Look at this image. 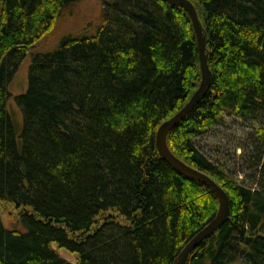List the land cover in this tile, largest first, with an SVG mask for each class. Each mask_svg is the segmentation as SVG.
<instances>
[{"label":"trees","instance_id":"1","mask_svg":"<svg viewBox=\"0 0 264 264\" xmlns=\"http://www.w3.org/2000/svg\"><path fill=\"white\" fill-rule=\"evenodd\" d=\"M82 1L0 0V202L18 210L23 228L7 229L0 217V264H174L218 210L208 188L156 149L158 127L201 81L182 7L103 1L97 22L33 53L27 90L15 97L19 134L7 110V86L26 55ZM190 2L212 81L166 143L220 186L229 214L186 264H264V0ZM225 115L254 124L252 174H233L198 146Z\"/></svg>","mask_w":264,"mask_h":264},{"label":"rangeland","instance_id":"2","mask_svg":"<svg viewBox=\"0 0 264 264\" xmlns=\"http://www.w3.org/2000/svg\"><path fill=\"white\" fill-rule=\"evenodd\" d=\"M103 1L109 0H85L82 1L75 9V17L70 21H60L57 23L54 30L40 39L34 48L26 55L16 72L13 74L11 81L7 86L9 99L6 107L13 120L16 134H19L23 125V117L20 108L18 107L15 97L25 93L28 87V72L32 61L33 53H43L51 50L56 44L58 38L67 31L85 27L88 23L98 21ZM83 23V24H82ZM35 51V52H33ZM253 123L244 121L233 116H223L222 121L211 128L204 136L198 138V146L211 159L221 163L226 170L237 172L244 170L246 174H252L247 171L249 166V157L252 155L250 133L252 132ZM246 147L245 155L237 145ZM248 164V165H247ZM237 180H243V175H233ZM248 181V180H247ZM0 217L2 224L7 229L22 231L23 228L19 221L18 210L13 205L5 202H0ZM51 247L56 249V245ZM59 256L70 263H75L76 255L64 249L57 250ZM235 264H241L236 262Z\"/></svg>","mask_w":264,"mask_h":264},{"label":"water","instance_id":"3","mask_svg":"<svg viewBox=\"0 0 264 264\" xmlns=\"http://www.w3.org/2000/svg\"><path fill=\"white\" fill-rule=\"evenodd\" d=\"M163 1L171 6L182 7L191 21L192 28L196 37L201 81L198 88L192 94L188 102L175 115L162 122L158 127L155 138L156 149L160 157L172 169H174L182 176L194 180L208 188L218 200V210L216 215L188 241V243L184 246V248L180 251L176 259L174 260V264H186L188 256L191 254V252L203 240L207 239L211 234L218 230L224 223L229 214V200L226 193L208 175L187 165L176 156H174L169 150L166 143L168 133L181 121H183L205 97L211 85L212 74L207 64L208 54L205 46L206 35L204 33L194 5L190 2V0Z\"/></svg>","mask_w":264,"mask_h":264}]
</instances>
